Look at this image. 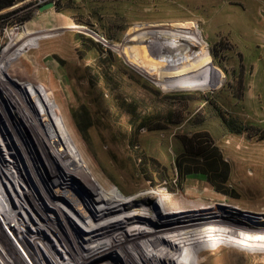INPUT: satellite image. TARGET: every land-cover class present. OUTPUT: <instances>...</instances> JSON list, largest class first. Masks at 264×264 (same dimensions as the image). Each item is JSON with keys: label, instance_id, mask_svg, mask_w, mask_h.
Returning a JSON list of instances; mask_svg holds the SVG:
<instances>
[{"label": "rangeland", "instance_id": "rangeland-1", "mask_svg": "<svg viewBox=\"0 0 264 264\" xmlns=\"http://www.w3.org/2000/svg\"><path fill=\"white\" fill-rule=\"evenodd\" d=\"M49 2L54 8L40 12ZM192 21L202 31L221 85L163 89L150 77L154 68L146 70L145 64L170 54L148 56L151 36L133 40L128 34L137 26ZM73 24L110 46L85 31L65 29ZM16 28L52 34L23 51V75L10 84L18 89L24 84L26 91L29 84L44 86L53 93L87 167L119 198L154 195L149 206L170 214L222 205L231 209L230 218L264 222V0H17L0 10V52L16 38ZM194 49L187 45L185 54L173 57L193 56ZM0 98L5 109L0 110V128L14 127L12 106ZM190 138L196 144L190 154L218 150L227 164L214 174V182L202 172L183 176L184 169H204L200 157H182ZM204 249L201 258L207 264H222L229 251L214 253L205 244ZM241 257L252 264L245 254Z\"/></svg>", "mask_w": 264, "mask_h": 264}, {"label": "bare ground", "instance_id": "bare-ground-1", "mask_svg": "<svg viewBox=\"0 0 264 264\" xmlns=\"http://www.w3.org/2000/svg\"><path fill=\"white\" fill-rule=\"evenodd\" d=\"M196 23L137 26L128 34L127 39L133 40L142 34L151 36L153 53L149 50L148 56L170 54L145 64L146 70L154 68L150 77L159 87L200 90L221 85ZM26 28H16L12 34L16 38L0 52V97L12 106L10 119L17 124L0 128V264H207L208 259L201 258L204 243L214 253L229 249L222 264H249L243 254L252 264H264V222L230 218L231 209L222 205L170 214L156 204L149 206L154 195L122 200L100 183L79 154L53 103V93L30 82L28 91L24 84L18 83L19 89L10 84L23 75L19 70L24 66L23 51L35 49L52 34ZM65 29L85 31L110 46L76 24ZM187 45L196 47L195 55L174 59V54H185ZM138 53L133 51L135 56ZM125 58L129 62L130 54L125 53Z\"/></svg>", "mask_w": 264, "mask_h": 264}, {"label": "trees", "instance_id": "trees-1", "mask_svg": "<svg viewBox=\"0 0 264 264\" xmlns=\"http://www.w3.org/2000/svg\"><path fill=\"white\" fill-rule=\"evenodd\" d=\"M17 0H0V10H3L11 5H13ZM186 143H185V153L182 155V157H187V156H194V157H200L202 159V164L204 166V169H184L182 167L181 163H178V168L179 170H183L182 174L183 176L187 175V174H192V173H196V172H202L204 173L209 179L210 181H212V177L214 176V174H216L221 168L222 166L225 167L227 169V164L225 163V161L222 159V157L219 155L218 150H214L215 153H211V154H207L205 152H200V153H196V154H190V150H193L196 146V144L194 143L195 139L194 138H190V139H185ZM222 182H226L227 181V172L225 173ZM214 182V181H212Z\"/></svg>", "mask_w": 264, "mask_h": 264}, {"label": "water", "instance_id": "water-1", "mask_svg": "<svg viewBox=\"0 0 264 264\" xmlns=\"http://www.w3.org/2000/svg\"><path fill=\"white\" fill-rule=\"evenodd\" d=\"M54 6H55L54 2H49V3L45 4V5L40 6L39 7V11L43 12L45 10L54 8Z\"/></svg>", "mask_w": 264, "mask_h": 264}]
</instances>
